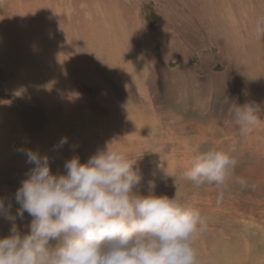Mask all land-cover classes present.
Masks as SVG:
<instances>
[{"label": "rangeland", "instance_id": "obj_1", "mask_svg": "<svg viewBox=\"0 0 264 264\" xmlns=\"http://www.w3.org/2000/svg\"><path fill=\"white\" fill-rule=\"evenodd\" d=\"M141 1L145 40L152 44L137 43L127 55L131 60L119 62L136 67L134 76H125L129 80L125 84L136 92L132 100L136 102L128 109L117 88V81L124 84L118 75L113 74L109 84L97 77L98 82H87L78 67L71 72L67 62L70 74H55L46 63H32L27 81L20 83L15 62L8 59L6 70L7 63L0 62V199L6 207L11 205L15 215L19 207L15 191L34 166L22 150L47 155L51 171L64 173L67 159L78 156L86 162L111 142L136 159L142 194H147V182L152 180L156 195L199 210L204 224L193 237L197 264H264V115L260 126L244 133L226 107L228 99L264 106V81L259 78L264 74V37L258 31L264 0H242L239 7L231 2L232 13L223 9L226 0H221L220 8L215 0ZM0 7L4 17L9 5L0 0ZM244 8L255 14L258 28L244 25L248 19L240 11ZM168 19L171 23L164 24ZM173 20L192 28L183 32L173 26ZM228 20L244 22L246 28L231 37L225 33ZM229 44L241 48L232 53ZM56 47L57 55L66 54L63 46ZM62 57H54L58 70ZM150 66L157 67L153 74L146 73ZM62 137L67 143L57 147ZM210 148L223 150L237 161L235 175L244 177L247 186L231 182L220 198L214 184L196 185L186 179L194 155ZM31 219L27 212L16 218L21 234L29 231ZM11 225L0 214V238L9 235Z\"/></svg>", "mask_w": 264, "mask_h": 264}, {"label": "clouds", "instance_id": "obj_2", "mask_svg": "<svg viewBox=\"0 0 264 264\" xmlns=\"http://www.w3.org/2000/svg\"><path fill=\"white\" fill-rule=\"evenodd\" d=\"M258 24L264 37V18ZM231 102L230 119L242 132L261 125L264 106ZM65 143L62 137L57 147ZM22 151L34 166L15 191V215L0 199V214L12 222L0 238V264H197L193 237L204 224L199 210L156 195L152 180L142 194L136 159L111 142L86 162L67 159L64 173L51 171L47 155ZM236 164L227 152L210 148L194 155L184 175L196 185L214 184L222 198L231 182L247 186L235 175ZM25 212L32 219L21 234L15 220Z\"/></svg>", "mask_w": 264, "mask_h": 264}, {"label": "bare ground", "instance_id": "obj_3", "mask_svg": "<svg viewBox=\"0 0 264 264\" xmlns=\"http://www.w3.org/2000/svg\"><path fill=\"white\" fill-rule=\"evenodd\" d=\"M43 1L44 0H3V2H7L9 5L8 14L4 17H0V62L5 61L7 63V66L2 64L5 70L10 66L7 62L8 59L15 62L16 77H19L20 75L18 74H21V78L19 77L17 80L20 83L27 81L29 72L28 65L32 63H46L47 68L52 70L55 74H70L71 72H76L75 67H78L79 71L83 73L80 74L82 79L87 82H98V80L101 79L102 82L109 84L112 75L115 74L124 80V84L121 82L118 83L117 81V88L124 98L123 106H126L128 109L130 105H134L136 101L132 100L136 98L134 96L136 92H131L130 85L125 84L126 81L129 82V80L125 79V76H134L135 73L133 71L136 67L135 65L122 66L119 62L122 59L129 61L130 57L127 55L130 54L131 49L137 43L141 46L152 44L145 40V34L148 32L142 27L144 24L140 17L142 1ZM191 1L195 2V0ZM231 2H234L233 4L239 7L242 0H226L223 9L228 10L230 8V11L234 8ZM61 5L66 6V8L62 9ZM161 7L157 8L159 10H168ZM215 7H221V0H215ZM244 9L245 10H240L245 16L244 18H248L246 21L243 19L245 22L244 25L249 27L248 24H250V29L255 27L258 28L257 24H255L257 23L255 14L250 15L249 12L246 11V8ZM52 11L53 15L51 16ZM3 13L4 12H2V14ZM222 13L224 14L225 12ZM230 13L232 12L230 11ZM229 21L230 20L226 22H232ZM169 22L171 23V19H168L164 24ZM172 22L174 23L173 26L183 32H187L192 28L183 21L178 22L173 20ZM235 22L230 23L227 29L225 28V33L231 37L241 32V28L244 27V22L241 23L242 25L237 24V22L235 24ZM71 29H76L77 31L71 32ZM69 40H73L74 43H71ZM57 44H60L66 49V54H56V52H58V48L56 47ZM181 44L184 43H177L176 45ZM234 44H237V42ZM237 46L230 47L229 44L232 53L237 52ZM238 48L241 47L238 46ZM239 50L240 49H238V51ZM111 51L114 53L110 54ZM262 51H264V49H262ZM135 53L139 54V51ZM55 56H63L61 58V70H58L55 66ZM70 60H72L71 64L68 63ZM66 62L68 65H72L71 72L66 69ZM145 67V64H142L143 71ZM156 69L157 67L150 66L146 68V73L153 74ZM23 76L24 78H22ZM96 77L99 79H96ZM259 78L264 81V74H262V76L259 75ZM135 85L138 93V91H140L139 79L135 80ZM257 89L258 87L253 89V91H257ZM139 111L141 112L139 113V120H141L142 111L141 109ZM142 130L143 127L141 125L139 126L141 135L143 134Z\"/></svg>", "mask_w": 264, "mask_h": 264}]
</instances>
